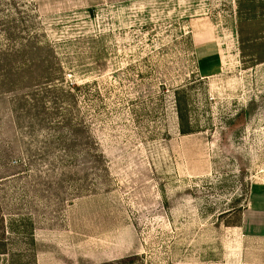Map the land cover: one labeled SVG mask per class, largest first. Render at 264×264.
<instances>
[{
	"label": "rangeland",
	"instance_id": "rangeland-1",
	"mask_svg": "<svg viewBox=\"0 0 264 264\" xmlns=\"http://www.w3.org/2000/svg\"><path fill=\"white\" fill-rule=\"evenodd\" d=\"M0 264H264V0H0Z\"/></svg>",
	"mask_w": 264,
	"mask_h": 264
},
{
	"label": "trees",
	"instance_id": "trees-1",
	"mask_svg": "<svg viewBox=\"0 0 264 264\" xmlns=\"http://www.w3.org/2000/svg\"><path fill=\"white\" fill-rule=\"evenodd\" d=\"M0 252H1V254H4V252H5V244L4 243L0 244Z\"/></svg>",
	"mask_w": 264,
	"mask_h": 264
}]
</instances>
